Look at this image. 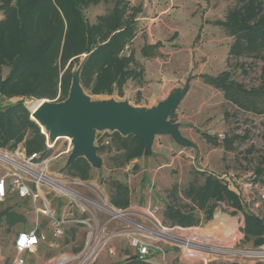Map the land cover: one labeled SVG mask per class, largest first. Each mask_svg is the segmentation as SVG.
<instances>
[{
	"label": "rangeland",
	"instance_id": "374dc122",
	"mask_svg": "<svg viewBox=\"0 0 264 264\" xmlns=\"http://www.w3.org/2000/svg\"><path fill=\"white\" fill-rule=\"evenodd\" d=\"M150 1L152 4L155 3V10L148 16H157L156 24L151 27L155 42H158L155 53L151 56L143 55L141 47L147 44L142 43L144 41L142 38L131 41L123 51L136 53L137 60L135 59L132 66L136 72H141L140 75L129 77L123 84L121 92L117 87L108 94H91L85 89L84 91L92 100L115 98L128 100L135 105L138 102H145L148 105L165 98L172 88L187 85L172 120L180 124L181 135L189 138L196 148L180 146L169 135H156L148 155L142 153L143 155L138 158L120 165L111 142L109 148L97 151L101 157V165L92 168L90 179L100 184L108 196L113 181L127 183L130 189V211L141 214L157 206L158 219L162 225L170 229L176 224L169 225L165 218L166 203L173 201L176 205L195 210L194 204L182 194L184 187L194 178L201 181V172H213L231 182L254 184L256 187L252 189L242 187L240 192L248 198V204L253 202L250 208L263 216L264 199L260 198L257 191L264 188V112L237 107L226 99L218 88L207 84L202 75H217L227 70L230 78L241 82L246 89H255V92H258L257 87L263 80L261 73L264 48L251 50L242 46L238 52L231 51L235 36L230 35L225 24L221 25V22L229 9L237 7L238 0H148V3H151ZM111 6L112 0H105L87 8V19L90 22L94 21L97 15L106 14ZM80 60L75 63L76 69L80 65H78ZM4 70L6 71V68ZM147 75L150 80L152 79V89ZM171 76L175 79L170 80ZM258 93L256 101L260 107H264V91ZM21 98L14 96L3 103L15 102ZM23 99L28 109L32 102L42 100L26 97ZM41 130L43 133L46 132L43 127ZM111 133L109 130L106 136L111 137ZM203 133L213 136L211 141L207 140ZM227 139L232 141L229 146H226ZM94 141L97 146L101 145V140L97 136ZM54 142L49 155L53 157L48 171L51 174L62 172L67 175L63 167L68 152L66 154L60 152L66 150L69 145L72 146L71 141L69 138H59ZM17 147L25 148L24 142L19 143ZM258 167L263 168V172L257 173ZM5 173L6 169L0 167V175ZM42 191L46 193L48 189L42 186ZM10 196L8 201L0 203V210L9 204L15 205L17 211L26 215L27 223H17L8 227L4 220H0V264H16L15 258L18 255L14 245L16 235L20 231L33 228L36 221L38 225L36 230L44 233L45 239L39 242L35 251H25L21 255L24 259L23 264H57L61 256L75 254L82 248L86 228L78 226L74 238H71L69 228L64 235L55 236L48 219L44 215H36L31 203L20 207L13 194ZM252 197L254 199L249 201ZM47 198L51 208L55 209V214L60 213L67 203L65 198L54 193L47 194ZM37 205L41 210L45 208L44 202L40 199ZM214 210L209 221L201 220L197 226H192V230L175 229L174 232H177V236L197 233L196 230L207 233L224 241L226 250H264L261 249L264 244L256 248L243 240L241 212H235V209L226 203H219ZM135 218L141 222L140 217ZM119 225V222L113 221L109 228L112 230ZM111 245L115 253L108 255L102 252L95 264H130V256L135 252L128 240L115 238ZM161 245L166 250V256L164 259L159 255L151 257L149 260L153 264H231L233 261L264 263V252L244 257L230 252L217 253L210 257L212 260L201 262L186 258L176 245L169 246L170 244L163 242Z\"/></svg>",
	"mask_w": 264,
	"mask_h": 264
},
{
	"label": "trees",
	"instance_id": "16d2710c",
	"mask_svg": "<svg viewBox=\"0 0 264 264\" xmlns=\"http://www.w3.org/2000/svg\"><path fill=\"white\" fill-rule=\"evenodd\" d=\"M103 1L105 0H0L1 147L14 149L24 142L27 152L41 151L42 156L50 155L53 146L46 147L45 135L39 124L31 118L23 98H57L55 101H63L76 70L75 63L81 57L78 63L81 65L80 83L91 94H108L115 87L121 92L129 77L140 75L141 72H136L132 66L136 61L134 52H123L136 34L140 5H130L128 0H112L110 10L106 14L97 15L90 22L86 16L87 8ZM223 23L229 34L235 36V42L230 48L232 52H238L242 46L251 50L264 48V0H238L237 7L227 11L221 25ZM157 45L158 42L144 45L141 52L144 56H151ZM229 75L224 70L217 75L203 74L202 77L237 107L263 113L264 107L259 106L255 97L258 92L264 91V64L261 73L263 80L257 87L258 92L246 89L241 82ZM14 96L22 98L3 103ZM175 115L176 113L169 119L173 121ZM203 135L210 141L213 137L206 133ZM228 140L230 139H227L226 146L232 142ZM111 142L120 165L143 155L144 140L132 134L122 136L119 132L112 131L109 144ZM109 144L99 145L98 151L109 148ZM63 169L68 175L83 179L91 178L93 171L83 156ZM256 172H263V168L258 167ZM200 174L202 180L194 178L188 181L182 193L196 209L176 205L173 201L167 202L164 211L169 225L197 226L201 220L212 219L219 203H226L243 216V240L252 247L263 245L264 215L255 213L250 208L253 202L248 204L237 186L233 182L230 184V180L213 172ZM111 184L108 196L110 201L118 208L129 206L130 189L127 183L113 181ZM10 194L0 203L8 201ZM13 197L20 207L30 204L28 198L22 199L16 194ZM0 220H4L8 227L27 223L26 215L11 204L0 210ZM77 227H68L71 238L75 237ZM130 258V264H153L150 257L141 260L132 254ZM231 264L250 263L233 261Z\"/></svg>",
	"mask_w": 264,
	"mask_h": 264
},
{
	"label": "built area",
	"instance_id": "2783aa9c",
	"mask_svg": "<svg viewBox=\"0 0 264 264\" xmlns=\"http://www.w3.org/2000/svg\"><path fill=\"white\" fill-rule=\"evenodd\" d=\"M107 132L109 131H97L95 134V138L97 136L101 140V145H108L110 142V136H106ZM44 135L46 147L51 148L55 142L48 140L46 132ZM70 148L71 145L60 154H66ZM52 157V155L42 156L41 151L29 153L24 147L15 149L0 147V167L6 169V173L0 175V201H3L10 193L22 199L28 198L35 214L44 215L48 219L55 236L64 235L71 225L86 228L82 248L75 254L61 256L57 264H95L102 252L108 255L115 253L111 244L113 239L119 237L128 240L134 249V255L141 260L156 255L164 259L166 250L161 245L162 242L170 244L169 246L176 245L186 258L201 260V262L212 260L210 257L217 253L230 252L244 257V255L253 256L258 252H264V250L251 249L226 250L224 241L197 230V233L177 236L175 229L184 231L192 230L193 227L183 228L177 225H173L170 229L165 227L156 215L157 206L141 214L130 211L129 206L118 208L110 201L105 189L94 180L78 178L62 172L51 174L48 168ZM233 184L237 186L239 192L242 187L246 189L256 187L251 182L240 184L234 181ZM42 186L48 189L46 193L42 191ZM259 189L257 193L261 199H264V188ZM49 193L67 200L58 214H55V209L51 208L47 198ZM240 195H242L241 192ZM242 196L245 201H248L245 195ZM38 199L44 202L45 208L42 210L37 205ZM253 199L252 197L249 201ZM135 216L140 217L141 222L137 221ZM113 221L119 222L120 225L111 230L109 227ZM37 227L36 221L33 228L20 231L16 235L14 240L18 254L15 258L16 264H23L24 259L21 255L25 251H35L39 242L45 239L44 233L38 232ZM261 249L264 247L262 246Z\"/></svg>",
	"mask_w": 264,
	"mask_h": 264
},
{
	"label": "water",
	"instance_id": "95a60500",
	"mask_svg": "<svg viewBox=\"0 0 264 264\" xmlns=\"http://www.w3.org/2000/svg\"><path fill=\"white\" fill-rule=\"evenodd\" d=\"M81 65L73 72L71 85L63 101L40 100L31 118L45 129L48 140L69 138L71 149L65 167L77 158L85 157L92 168L101 165L95 143L97 131H117L122 136L132 134L144 140L143 154L148 155L156 135H169L180 146H196L180 133V124L169 118L187 89L174 87L166 97L152 106L133 105L115 98L92 100L80 83Z\"/></svg>",
	"mask_w": 264,
	"mask_h": 264
},
{
	"label": "crops",
	"instance_id": "0c3cea01",
	"mask_svg": "<svg viewBox=\"0 0 264 264\" xmlns=\"http://www.w3.org/2000/svg\"><path fill=\"white\" fill-rule=\"evenodd\" d=\"M130 1V5H140L141 11L139 12L137 18H136V23H137V30H136V34L134 36V39L132 41H136L139 38H142L144 41L142 43H146V44H150V43H155V35L153 33H151V27L154 26L156 24V19L157 16H148L150 14V12L154 13L153 10H155L154 6L155 3L152 4L148 3V0H129ZM135 1H138L135 3ZM1 17V16H0ZM147 37V40H145ZM143 47V46H142ZM133 52V51H132ZM134 55H136V53H134ZM136 59V56H135ZM137 60V59H136ZM148 77V81H150L149 85L151 87V89L153 88L151 85V80L149 78V75H147ZM162 78V77H161ZM170 80H174L175 78L173 76H171L169 78ZM161 93V91L159 92ZM156 102H152L151 104H145V102H138L137 105H144V106H152V104H155ZM135 105V103H133Z\"/></svg>",
	"mask_w": 264,
	"mask_h": 264
},
{
	"label": "bare ground",
	"instance_id": "6f19581e",
	"mask_svg": "<svg viewBox=\"0 0 264 264\" xmlns=\"http://www.w3.org/2000/svg\"><path fill=\"white\" fill-rule=\"evenodd\" d=\"M38 102V101H37ZM37 102H32V104L30 105V108L31 110H33L35 108V106L37 105Z\"/></svg>",
	"mask_w": 264,
	"mask_h": 264
}]
</instances>
